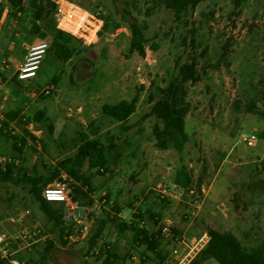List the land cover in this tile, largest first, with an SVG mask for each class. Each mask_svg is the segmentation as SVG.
Returning <instances> with one entry per match:
<instances>
[{"label": "rangeland", "instance_id": "1", "mask_svg": "<svg viewBox=\"0 0 264 264\" xmlns=\"http://www.w3.org/2000/svg\"><path fill=\"white\" fill-rule=\"evenodd\" d=\"M72 1L98 10L106 31H118L117 43L85 45L63 32L60 38L54 22L52 33H38L40 25L28 8L25 15L9 19L11 6L3 0L0 6L8 12H3L6 22L0 33V116L19 108L28 121L12 126L15 134L27 136L28 148L17 161L24 170L35 166L44 175L61 160L73 158L81 131L108 148L111 162L107 170L88 165L82 169L94 204L84 213L91 225L89 235L73 245L59 242L27 185L0 179V233L16 241L11 246L14 257L25 264H44L40 263L43 254L45 264H101L100 256L118 253L127 258L123 264H188L205 247L211 228L232 233L249 249L261 244L264 117L250 113L249 108L254 103L264 113V0H247L238 7L236 0H205L181 22L164 8L152 10L153 5L144 0L138 6L127 0ZM134 17L145 29L144 57L130 53L129 21ZM115 24L119 27L112 30ZM33 34H39V40L49 44V54H55L62 65L66 60V65L59 68V63L55 69L47 62L30 82L7 80L26 53L30 44L26 38ZM81 60L92 66L93 76L74 85L71 75ZM177 63H193L201 76L187 85L191 110L185 126L188 141L181 152L155 145L156 119L150 115L152 97L177 77ZM59 74L57 82L51 83ZM46 89H50L48 95ZM135 96L136 111L125 123L103 115V105ZM39 111L45 116L36 120ZM252 133L260 138L249 147L242 138ZM1 147L12 153L8 142ZM4 164L0 157V171ZM181 165L189 169L192 186L183 189L178 199L164 196L163 190L175 187ZM32 175L29 172L27 180ZM123 222L161 230L158 251L134 245L132 234L118 228ZM101 225L100 237L91 246ZM49 241L54 247L45 252ZM24 242L31 245L23 249L19 243ZM174 248L182 261L172 254Z\"/></svg>", "mask_w": 264, "mask_h": 264}, {"label": "trees", "instance_id": "2", "mask_svg": "<svg viewBox=\"0 0 264 264\" xmlns=\"http://www.w3.org/2000/svg\"><path fill=\"white\" fill-rule=\"evenodd\" d=\"M10 3L11 9L8 12V18L18 17L26 14V9L31 12L33 19L39 23L40 27L37 30L41 33L53 32L54 16L52 5L48 0H7ZM205 0H144L147 5H153L154 8H164L170 11L177 22L186 20L190 13L195 10L198 4ZM236 6L242 5L247 0H236ZM141 0H127L128 4L138 6ZM138 10V11H137ZM136 13L141 15V11L137 8ZM4 8L0 6V19L3 15ZM53 23V24H52ZM131 30L130 53L137 54L141 57L146 56L147 38L145 29L138 22L137 18L129 21ZM55 27V26H54ZM119 25L115 24L112 30L118 29ZM58 31L57 37H62V32ZM178 75L169 84L163 88H158L152 97L153 104L150 109V115L156 119L153 126V136L155 145L162 150L174 149L177 152L183 151L188 134L186 132V117L191 110L190 104L186 97L188 94V84L197 83L201 76L193 63H177ZM75 69L71 75V82L74 85L77 83L74 80ZM59 75L54 77L51 83L55 84L59 79ZM138 97L135 96L131 101L122 100L115 104H105L102 106V112L105 117L113 119L119 123H125L127 119L133 115L137 108ZM249 112L259 114L264 117V113L257 110L254 103L251 104ZM22 110H9L3 114V119L0 120V141L10 144V149L14 154V160L18 161L23 154L24 148L27 146V136L15 134L12 128L13 124H27L22 116ZM45 116L43 111H39L35 115L36 120H41ZM93 125L91 124L90 127ZM27 135L30 136L28 131ZM32 137V136H31ZM76 154L73 158H66L58 162V164L47 174H39L36 167L33 166L30 170H24L17 162H6L3 167L5 171H0V179L5 182L12 181L16 184L27 185V190L30 193L34 203L37 204L40 212L45 216L47 222L51 224L52 229L57 233L59 242L65 246L67 242L64 237L68 234L69 228L66 225V216L64 208L58 203L46 201L42 196V191L48 185L53 184L55 178L65 172L74 180V185L69 191L72 198L85 208H90L94 204V200L90 197L93 192L88 187V181L82 173L85 165L89 168H104L107 170L110 159L108 157V148L102 144L97 138L90 137L86 132L81 131L77 137ZM111 149V148H110ZM116 160V159H115ZM32 172L33 178L28 179L27 175ZM174 182L177 186L183 189H189L193 184V177L189 169L185 165H181L175 173ZM238 207V206H237ZM141 221H144V216L139 215ZM154 225L158 226V219L153 220ZM144 223V222H143ZM103 225L100 230L92 237L91 246L96 244V240L100 237ZM121 232L129 231L132 234V242L134 245L146 246L148 252L155 253L160 246L161 230L149 231L140 222H125L119 224ZM156 231V232H155ZM208 240L203 249H201L188 264H203L208 260H214L218 264H264V240L254 248H246L242 243L230 232L218 231L209 229L207 232ZM54 244L49 241L45 252L51 250ZM161 256V254H160ZM163 259V257L161 256ZM127 260L125 254L118 253L105 254L100 256L101 264H123ZM40 263H46L45 254L42 255ZM0 264H3L0 262Z\"/></svg>", "mask_w": 264, "mask_h": 264}, {"label": "built area", "instance_id": "3", "mask_svg": "<svg viewBox=\"0 0 264 264\" xmlns=\"http://www.w3.org/2000/svg\"><path fill=\"white\" fill-rule=\"evenodd\" d=\"M3 0H0L2 3ZM52 5L54 23L57 30L68 34L71 37H76L85 45H113L118 41V31H106L105 21L98 10L85 9L72 0H48ZM3 12H8L6 9ZM49 50V44L45 41H40L38 44L32 45L26 52L24 59L20 61L14 77L19 81H33L37 76L42 62ZM2 87L0 85V92ZM48 95L50 89L44 90ZM3 115L0 116V120ZM260 137L256 134H250L242 138L243 142L251 147L256 145ZM4 142L0 141V157H4L6 162H14L13 152L9 150L5 153L2 149ZM28 147H26L27 149ZM5 171V167L2 168ZM74 185V180L67 173L61 172L54 180L53 184L48 185L42 191V196L46 201L58 203L63 206L66 216V225L69 228L68 234L64 237L67 245L78 244L84 241L90 233L91 225L86 221L84 213L85 209L79 201H76L69 194L70 189ZM183 188L177 186L171 190H163L162 194L166 197L178 199L182 196ZM29 213V211H27ZM25 239L24 236H22ZM16 241L6 233H0V262L3 264H25L16 259L11 250V246ZM183 243V240H182ZM31 244L28 242L19 243V246L26 249ZM176 257L182 261V255L177 248L172 251Z\"/></svg>", "mask_w": 264, "mask_h": 264}, {"label": "crops", "instance_id": "4", "mask_svg": "<svg viewBox=\"0 0 264 264\" xmlns=\"http://www.w3.org/2000/svg\"><path fill=\"white\" fill-rule=\"evenodd\" d=\"M5 14H4V16L3 17H1V19H0V33H1V31H2V29H3V27L5 26ZM37 35H39V34H36V35H34L33 34V37L32 38H26V41H28L30 44L26 47L27 49L26 50H28V48L31 46V45H33V44H36V43H39L40 42V40H39V36H37ZM11 36V35H10ZM17 35H15L14 36V38L16 37ZM21 37H24L23 35H20ZM13 38V39H14ZM13 39H11V40H9L10 42H9V44H11L12 42H13ZM24 39H25V37H24ZM56 40H58V39H56ZM24 43H25V41H24ZM9 45L7 44V47H8ZM23 51V52H27V51ZM49 51H50V49H49ZM49 51H48V54H47V56L45 57V60H44V62L42 63V65H41V68L39 69V71L42 69L43 70V68H44V66H45V64L47 63V62H51V63H53V68H57V65L60 63L54 56H56L55 54H53V55H51V54H49ZM26 55V53L24 54V56ZM24 56L22 57V60L24 59ZM8 59V58H7ZM9 60V59H8ZM63 63H64V65H66V60H64L63 61ZM64 65H62L61 63H60V66H59V68L62 66V67H64ZM41 70V71H42ZM39 71H38V73H39ZM1 72H3V70L1 69ZM38 73H37V75H38ZM7 75V74H6ZM37 77V76H36ZM35 77V78H36ZM7 78V80H15V77H14V75L13 76H8V77H6ZM34 78V79H35ZM1 93V92H0Z\"/></svg>", "mask_w": 264, "mask_h": 264}, {"label": "water", "instance_id": "5", "mask_svg": "<svg viewBox=\"0 0 264 264\" xmlns=\"http://www.w3.org/2000/svg\"><path fill=\"white\" fill-rule=\"evenodd\" d=\"M82 62H85V61H82ZM82 62H79L78 67L74 73V80L78 84H82L85 80L93 76V71H90L89 68L84 69Z\"/></svg>", "mask_w": 264, "mask_h": 264}, {"label": "flooded vegetation", "instance_id": "6", "mask_svg": "<svg viewBox=\"0 0 264 264\" xmlns=\"http://www.w3.org/2000/svg\"><path fill=\"white\" fill-rule=\"evenodd\" d=\"M83 60H81L80 62H82ZM83 63V68L85 69V68H89V70L90 71H92V66H90L88 63H86V62H82ZM85 63V64H84ZM79 64V63H78ZM78 64H77V67H78ZM77 67H76V69H77Z\"/></svg>", "mask_w": 264, "mask_h": 264}]
</instances>
